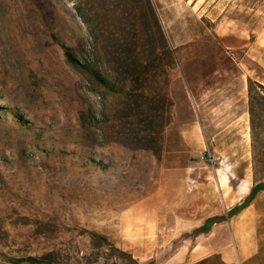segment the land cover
<instances>
[{
  "label": "rangeland",
  "instance_id": "obj_1",
  "mask_svg": "<svg viewBox=\"0 0 264 264\" xmlns=\"http://www.w3.org/2000/svg\"><path fill=\"white\" fill-rule=\"evenodd\" d=\"M150 2L155 45L161 30L176 49L159 158L107 140L126 98L64 53L115 80L99 30L113 29L111 1L83 0L79 13L74 0H0V264H188L209 253L196 264H221L212 252L221 239L235 248L239 211L264 225V191L255 212L229 213L245 184L264 180V110L251 112L247 93L264 68L244 53L264 36V0Z\"/></svg>",
  "mask_w": 264,
  "mask_h": 264
},
{
  "label": "trees",
  "instance_id": "obj_2",
  "mask_svg": "<svg viewBox=\"0 0 264 264\" xmlns=\"http://www.w3.org/2000/svg\"><path fill=\"white\" fill-rule=\"evenodd\" d=\"M74 1L77 11L81 13L80 2L83 0ZM107 1L113 3L107 9L112 18L113 29L106 26L99 30L103 32L102 53L111 65V76L115 80L102 77L101 72L91 62H79L70 48L63 46L64 53L67 61L87 74L92 81L98 82L113 93H122L126 98L127 112L123 115L124 126L120 130H112L107 140L113 139L132 148L148 150L159 158L162 150L161 131L169 122V110L172 106L168 87L171 71L176 64V49L167 45L161 30L159 31L160 46L155 45L150 26L153 23L158 30L159 26L150 0H140L147 22L145 28H142V36H139L135 30L137 4L134 1L139 3V0ZM117 78L122 84H119L121 81H117ZM247 91L249 110L252 112L256 106L264 110V85L248 78ZM18 119L25 129H31L27 126L26 120L21 117ZM263 189L264 180L255 182L250 187L245 200L233 206L229 213L237 207L246 206ZM218 218H207L196 230L198 232L209 230ZM45 258L28 256L20 258L19 261L39 264L47 262Z\"/></svg>",
  "mask_w": 264,
  "mask_h": 264
},
{
  "label": "crops",
  "instance_id": "obj_3",
  "mask_svg": "<svg viewBox=\"0 0 264 264\" xmlns=\"http://www.w3.org/2000/svg\"><path fill=\"white\" fill-rule=\"evenodd\" d=\"M244 53L256 61L259 67L264 68V36H259L254 41L248 43ZM260 82L264 84V79H261ZM249 190L250 188L248 191ZM261 191H264V189ZM255 198L256 195L246 206L242 207L243 211L254 204L252 201ZM262 206L263 205L261 204V207ZM251 211L255 212L254 205L252 206ZM262 211L263 209L260 212ZM237 214L238 215L231 224L232 228L235 229L234 232L236 234L235 248L233 249L228 241L221 239L219 249L214 250L212 254L216 253L219 255L221 264H264L263 222H256L255 218L242 219L240 211ZM219 227L220 229H224L223 224L219 223ZM209 255H211V253L205 256H200L188 264L199 263L207 259Z\"/></svg>",
  "mask_w": 264,
  "mask_h": 264
},
{
  "label": "bare ground",
  "instance_id": "obj_4",
  "mask_svg": "<svg viewBox=\"0 0 264 264\" xmlns=\"http://www.w3.org/2000/svg\"><path fill=\"white\" fill-rule=\"evenodd\" d=\"M173 133V132H172ZM202 138V137H201ZM203 140V139H202ZM204 143V142H203ZM167 145H168V143H167ZM226 177V176H225ZM225 181V180H224ZM245 181V180H244ZM247 181V180H246ZM242 183V182H241ZM244 183V182H243ZM242 185V184H241ZM217 188V187H216ZM249 189V186L247 185V184H245L243 187H242V190L243 191H247ZM240 192V191H239ZM242 193V192H241ZM226 195V194H225ZM239 196H241L240 194H239ZM237 199V198H236ZM234 200V199H233Z\"/></svg>",
  "mask_w": 264,
  "mask_h": 264
}]
</instances>
